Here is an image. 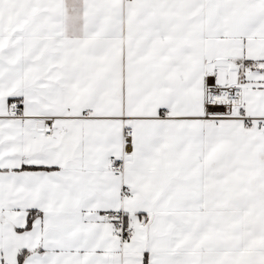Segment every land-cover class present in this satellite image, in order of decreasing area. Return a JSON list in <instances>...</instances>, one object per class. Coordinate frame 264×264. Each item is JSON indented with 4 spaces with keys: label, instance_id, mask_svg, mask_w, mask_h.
I'll list each match as a JSON object with an SVG mask.
<instances>
[{
    "label": "snow or ice",
    "instance_id": "obj_1",
    "mask_svg": "<svg viewBox=\"0 0 264 264\" xmlns=\"http://www.w3.org/2000/svg\"><path fill=\"white\" fill-rule=\"evenodd\" d=\"M0 264H264V0H0Z\"/></svg>",
    "mask_w": 264,
    "mask_h": 264
}]
</instances>
